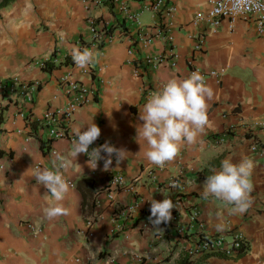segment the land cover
I'll list each match as a JSON object with an SVG mask.
<instances>
[{
  "label": "crops",
  "instance_id": "0c3cea01",
  "mask_svg": "<svg viewBox=\"0 0 264 264\" xmlns=\"http://www.w3.org/2000/svg\"><path fill=\"white\" fill-rule=\"evenodd\" d=\"M122 3L139 23L125 17ZM150 4L120 0L110 9L81 0H14L0 8V83L13 78L37 83L31 101L0 88V264H102L107 256L113 264H175L187 253L193 264H264V34L257 33L251 20L236 19L230 25L223 19L215 29L207 20H195L206 11V0H163L160 11ZM89 16L112 27L110 40L92 47L97 54L93 74L64 64L50 72L42 70L38 62L52 52L71 58L74 47L89 43ZM161 24L170 29L176 64L166 61L151 69L147 56L168 55L167 43L155 33ZM138 32L151 36V41L136 39ZM199 33L202 48L194 50ZM192 68L205 73L214 90L209 124L196 144H184L173 162L157 167L139 153L136 128L143 123L139 114L151 93L172 78H186ZM67 70L97 90L90 103L73 111L68 131L74 135L76 129L87 130L93 121L101 135L89 151L105 143L126 149L127 159L119 167L115 156L109 171L103 170V159L96 170L83 153L73 160V141L49 139L39 124L47 109L65 103L67 93L58 78ZM57 156L71 162L64 172L70 191L62 202L70 214L49 220L44 209L56 202L33 174L53 169ZM242 157L254 162L252 204L243 214L229 215V206L204 199L207 177L200 172L211 175L225 159L238 163ZM116 173L123 175L125 184L111 187ZM179 173L180 185L173 187L170 181ZM86 182L93 192L82 204ZM162 191L177 209L172 210L171 222L158 230L146 211L152 199L165 198ZM130 206L132 212L120 220L121 230L114 231V217ZM192 210L202 228L198 222L190 223ZM220 222L225 225L222 231L215 227ZM27 223L40 231L33 232ZM180 226L186 228L184 234L178 233ZM198 235L228 239L241 235L248 245L232 255L198 253L194 251Z\"/></svg>",
  "mask_w": 264,
  "mask_h": 264
},
{
  "label": "clouds",
  "instance_id": "9594fccd",
  "mask_svg": "<svg viewBox=\"0 0 264 264\" xmlns=\"http://www.w3.org/2000/svg\"><path fill=\"white\" fill-rule=\"evenodd\" d=\"M72 60L78 68L86 69L96 62L97 54L90 49L81 50L74 47L71 52ZM214 96L213 88L199 71H193L184 79L172 78L158 91L150 94L139 119L143 123L136 128V142L147 161L157 167L163 168L173 162L181 153L184 144L194 145L198 137L209 124V101ZM75 139L72 143L70 157L76 160L79 154L89 157L87 164L96 170L98 162L104 160V171H109L113 163V156L117 167L127 159L126 149L116 148L109 143L92 148V145L101 135L100 127L93 121L87 125V130H74ZM145 144L147 148H145ZM107 154L103 157L101 153ZM70 161L57 156L53 161V169H38L33 174L38 185L46 189L56 202L46 207L44 214L49 220L60 216H67L70 210L63 205L70 186L65 179L64 172L70 167ZM254 162L251 159L241 158L238 163L225 159L221 168L208 175L204 184L202 196L221 201L227 207L229 215L243 214L251 207V174ZM176 187V185H172ZM164 199L150 201L149 220L154 228L161 224L170 223L173 219L172 210L177 209L175 203L169 198L166 191H162ZM222 213L218 212V219ZM222 231L225 225L220 222L215 225Z\"/></svg>",
  "mask_w": 264,
  "mask_h": 264
},
{
  "label": "built area",
  "instance_id": "2783aa9c",
  "mask_svg": "<svg viewBox=\"0 0 264 264\" xmlns=\"http://www.w3.org/2000/svg\"><path fill=\"white\" fill-rule=\"evenodd\" d=\"M106 0H81L82 3L89 5H102ZM120 0H114V3ZM207 9L204 13H198L195 16V20H207L211 27L214 29L219 26L223 19H229L230 25L236 19L251 20L256 25V31L259 35L264 34V0H206ZM164 6L163 0L151 1L150 8L155 11H160ZM122 11L125 17L130 21H136L139 23L137 15L132 13L124 3L121 5ZM167 12L170 9H166ZM88 30L90 32L89 43H79L81 50L92 47H100L104 42L110 40L111 33L107 31V26L98 24L94 16H89L87 19ZM156 36L164 39L168 47V55H155L147 56L146 62L151 69H155L163 62L168 61L172 66L176 64L175 59L177 54L174 52L173 37L170 29L166 24H161L155 31ZM197 41L194 45V50H200L202 48V35H197ZM136 39L145 40L146 43L151 41V36L147 37L145 34L137 33ZM133 43V39L130 40ZM90 45V47H89ZM89 47V48H88ZM128 53H132V49H128ZM67 55H60L55 52V55L46 57L38 62L40 67L47 62L58 64L64 61ZM72 59V57H71ZM68 67L75 66L72 63L66 64ZM82 72L92 75L93 67L90 65L86 69H81ZM199 71L198 68H192L191 72ZM200 72V71H199ZM202 73V72H201ZM205 77V73H202ZM59 85L67 93V99L61 106L47 109L42 117L38 120L39 124L46 129L49 139L68 138L70 141L75 139V136L68 131V125L71 121V115L73 111L80 107L90 103L97 92V90L91 86H88L81 81L75 79L71 70H67L62 73L58 78ZM36 82H21L20 80L13 78L5 82L0 83V88L7 93H17V95L27 101H31L34 92L36 91ZM149 98V96L147 97ZM53 154L55 150L51 151ZM125 184V180L122 174L116 173L111 177L110 186L119 187ZM180 185V173L173 176L170 185ZM131 190L132 187H129ZM133 210V207H127L125 210L119 211L114 217V221L117 223L114 227V231H120L122 224L120 222L123 217L129 215ZM190 223L198 222V213L196 210H192L189 215ZM199 228H202L203 224L198 222ZM27 227L33 232H39L40 229L35 228L31 223H27ZM184 226L177 228L178 233L184 234ZM247 242L241 235H235L233 238H226L223 235H198V241L195 245L194 251L198 253L219 252L224 255H232L239 251H244L247 248ZM189 257L191 253H188ZM102 264H113V258L111 256L104 257Z\"/></svg>",
  "mask_w": 264,
  "mask_h": 264
},
{
  "label": "trees",
  "instance_id": "16d2710c",
  "mask_svg": "<svg viewBox=\"0 0 264 264\" xmlns=\"http://www.w3.org/2000/svg\"><path fill=\"white\" fill-rule=\"evenodd\" d=\"M12 1H14V0H0V8L6 6L7 4H9V3L12 2ZM136 1H143V0H136ZM150 1H154V0H150ZM104 5L108 6V7L111 9V8H113V6H114V0H106V1L104 2ZM111 29H112V27L109 26V27L107 28V31H108V32H111ZM51 55H55V51L52 52ZM69 63H72V59H71L69 56H66V58L64 59V61H62L61 63H59V64H57V65H54V64L52 63V61H47V62H45V63L42 65L41 68H42V70H44V71L50 72V71H52V69H54L55 67H60L61 64L66 65V64H69ZM200 174H203V176H206V177L208 176V175L205 174V170H202V171L200 172ZM92 189H93V188H92V185H91L90 182H86V183L84 184V186H82V189H81V192H82V195H83V201H82V204H84V203L86 202L87 197H91L92 192H93ZM146 214H148L149 217H150V215H151L150 211H146ZM241 252H242V251H241ZM241 252H240V253H241ZM175 264H193V261L189 259V254L187 253V254H185L184 256L180 257V258L176 261Z\"/></svg>",
  "mask_w": 264,
  "mask_h": 264
}]
</instances>
